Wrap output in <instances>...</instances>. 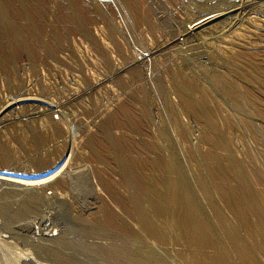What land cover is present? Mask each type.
Listing matches in <instances>:
<instances>
[{"label": "rangeland", "instance_id": "1", "mask_svg": "<svg viewBox=\"0 0 264 264\" xmlns=\"http://www.w3.org/2000/svg\"><path fill=\"white\" fill-rule=\"evenodd\" d=\"M260 1L0 0V264L264 263Z\"/></svg>", "mask_w": 264, "mask_h": 264}, {"label": "bare ground", "instance_id": "2", "mask_svg": "<svg viewBox=\"0 0 264 264\" xmlns=\"http://www.w3.org/2000/svg\"><path fill=\"white\" fill-rule=\"evenodd\" d=\"M261 2V1H260ZM263 2H264V0H262V4H263ZM258 4V3H257ZM236 6V5H235ZM262 6V5H261ZM264 7V6H263ZM234 12H236V10H231V11H229L228 13L226 12V14H223V13H217V14H207V15H205L206 17H204V18H202V19H197V20H195L194 22H192V23H190V25H189V27H188V29H186L187 31L185 32L186 33V35L187 36H190V35H193L194 33H196V31H198V30H201V29H205L206 27H207V25H209V24H212L214 21H216L217 19H219V18H222V17H225V16H227V15H232ZM234 18V17H233ZM223 23V22H222ZM203 32V31H202ZM205 32V31H204ZM184 33V34H185ZM182 36V35H181ZM177 42V41H176ZM191 100H193V99H191ZM196 104V103H195ZM3 121V120H2ZM2 121H1V123H2ZM118 156V155H117ZM116 157V156H115ZM98 184V183H97ZM243 192V191H242ZM246 194V193H245ZM242 195H244V194H242ZM241 200H243V199H241ZM247 200V199H246ZM249 200V199H248ZM244 201V200H243ZM246 202V201H245ZM249 203H250V201H249ZM138 206V205H137ZM139 207H141V206H139ZM251 207V206H250ZM254 207V206H253ZM140 209V208H139ZM142 209V208H141ZM140 209V210H141ZM256 210H258V209H256ZM138 212V210L136 211V213ZM144 212V211H143ZM141 213V212H140ZM138 215V214H137ZM140 215V214H139ZM259 215V214H258ZM134 216H136V215H134ZM259 216H261V215H259ZM143 218V217H142ZM149 220V219H148ZM260 220V219H259ZM8 221V220H7ZM137 221H138V219H137ZM137 221L135 222V223H137ZM196 221V220H195ZM11 222V221H10ZM139 222H140V220H139ZM8 223V222H7ZM204 223H205V221H204ZM201 224L200 225V229L202 228V230H200V229H192L193 231H191V233L193 234H190V235H192V236H194V238L195 237H198L199 236V238L201 239L202 237H204V239H205V237H206V231H207V229L210 227H207V229H206V223L205 224ZM139 225H140V223H138ZM137 224V226H139ZM142 225V224H141ZM259 225V224H258ZM262 225V224H261ZM8 226V225H7ZM136 226V225H135ZM143 226V225H142ZM141 226V227H142ZM263 226H264V224H263ZM134 226H132V228H133ZM140 227V226H139ZM144 227H145V225H144ZM191 227V226H190ZM195 227V226H194ZM248 227V226H247ZM205 228V229H204ZM254 229H255V226L253 227ZM260 228V227H259ZM262 228V227H261ZM137 229V228H136ZM140 229V228H139ZM211 229V228H210ZM189 230H190V228H189ZM197 230H200L199 232H197ZM209 230V229H208ZM256 230H258V229H256ZM255 230V231H256ZM148 231V230H147ZM152 231V230H151ZM235 231V230H234ZM260 231H262V229L260 230ZM148 232H150V231H148ZM186 232V231H185ZM189 233V232H188ZM135 234V233H134ZM204 234H205V236H204ZM133 235V234H132ZM209 235V234H208ZM214 236V235H213ZM49 237H52V236H49ZM48 237V238H49ZM209 237V236H208ZM54 238V237H53ZM52 238V239H53ZM192 238V237H191ZM207 238V237H206ZM238 238V237H237ZM196 239V238H195ZM195 239H193V241L195 240ZM208 239H210V238H208ZM216 239V238H215ZM232 239V238H231ZM53 240H56V239H53ZM206 241H207V239H205ZM234 240V239H233ZM232 240V241H233ZM238 240H240V239H238ZM199 241V240H198ZM209 241V240H208ZM215 241H217V240H215ZM219 241H221V240H219ZM242 241V240H241ZM206 245L209 243H206L205 241H203ZM212 242V241H211ZM235 242V241H234ZM243 242V241H242ZM241 242V243H242ZM247 242V241H246ZM197 243V242H196ZM203 243V244H204ZM218 243V242H217ZM220 243V242H219ZM237 243H239L238 241H237ZM236 243V244H237ZM215 244V243H214ZM229 244V243H228ZM247 244H248V242H247ZM217 245V244H216ZM239 245H240V243H239ZM198 246H200V245H198ZM204 246V245H203ZM213 246V245H212ZM227 246V245H226ZM234 246V245H233ZM236 246H238V245H235V247ZM247 246V245H246ZM246 246L244 245V243L242 244V246H241V248L243 249V251H244V253H243V255H246V256H250L251 254L248 252V251H250V250H252L251 248H250V250H248L247 248H246ZM229 247H232V246H229ZM240 247V246H239ZM247 247H249V245L247 246ZM227 248V247H226ZM220 249V248H219ZM228 249V248H227ZM233 249V248H232ZM231 249V250H232ZM241 249V250H242ZM230 250V249H229ZM235 250V249H234ZM237 250V249H236ZM240 250V249H239ZM248 250V251H247ZM220 251H222V250H220ZM243 251H241V252H243ZM228 252V251H227ZM226 252V253H227ZM239 252V251H238ZM251 252V251H250ZM256 252V251H255ZM225 253V252H224ZM240 253V252H239ZM238 253V254H239ZM228 254H231V253H228ZM222 255V254H221ZM232 255V254H231ZM230 255V256H231ZM253 255V254H252ZM214 256V255H213ZM218 256V255H217ZM224 256V255H223ZM236 256H237V253H236ZM222 257V256H221ZM233 257V256H232ZM254 257V256H253ZM260 257V256H259ZM241 258H242V256H241ZM244 258H246V257H244ZM249 258V257H248ZM29 259V258H28ZM27 259V260H28ZM32 259V258H31ZM217 259V258H216ZM33 260V259H32ZM247 260V259H246ZM22 261V260H21ZM243 261H244V259H243ZM248 261V260H247ZM262 261V260H261ZM34 262H35V260H34ZM228 262H229V259H228ZM244 262H246V261H244ZM252 262V261H251ZM256 262H258V261H256ZM25 263V262H24ZM218 263V262H217ZM247 263V262H246ZM250 263V262H249ZM253 263H255V262H253ZM31 264H32V262H31ZM259 264V263H258ZM264 264V263H263Z\"/></svg>", "mask_w": 264, "mask_h": 264}, {"label": "built area", "instance_id": "3", "mask_svg": "<svg viewBox=\"0 0 264 264\" xmlns=\"http://www.w3.org/2000/svg\"><path fill=\"white\" fill-rule=\"evenodd\" d=\"M94 1L102 6H109L112 4V0H94Z\"/></svg>", "mask_w": 264, "mask_h": 264}]
</instances>
